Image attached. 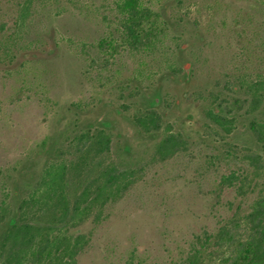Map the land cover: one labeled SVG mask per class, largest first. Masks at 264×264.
Returning a JSON list of instances; mask_svg holds the SVG:
<instances>
[{
	"label": "trees",
	"instance_id": "1",
	"mask_svg": "<svg viewBox=\"0 0 264 264\" xmlns=\"http://www.w3.org/2000/svg\"><path fill=\"white\" fill-rule=\"evenodd\" d=\"M35 1L22 0L11 29L2 27L0 63L34 56L39 43L28 40L26 33ZM209 3L212 23L215 8L213 1ZM182 4L183 0H164L155 10L145 0L115 1L116 26L99 39L97 48L106 57H114L120 47L144 57L136 73L121 83L113 101L105 104L129 116L133 133L118 134L100 113L82 123L85 105L74 104V128L45 139L37 149L43 159L41 168L20 170L2 199L0 264H78L90 243L89 234L81 228L104 220L108 205L121 199L150 164L190 149L195 135L188 129L197 122L187 115L171 114L183 100L191 104L188 109L199 106L202 117L197 135L212 149L207 162L229 164L231 172L223 176L220 191L232 188L235 200L217 227L198 236L173 264H215L218 260L264 264V52L260 47L255 64L250 63L251 57L245 62L239 59L224 75L192 83L197 69L185 58L191 47L182 46L203 33L197 21L169 15ZM244 14L239 12L237 25L243 24L244 30L255 26L254 13ZM172 30L179 32L171 37L175 57L169 62L159 59L166 65L153 70L147 58L151 55L156 65V52L164 51V40ZM255 50L251 46L252 54ZM180 72L185 88L173 107L163 106L169 102L166 86L181 84ZM118 264L150 263L134 254Z\"/></svg>",
	"mask_w": 264,
	"mask_h": 264
},
{
	"label": "rangeland",
	"instance_id": "2",
	"mask_svg": "<svg viewBox=\"0 0 264 264\" xmlns=\"http://www.w3.org/2000/svg\"><path fill=\"white\" fill-rule=\"evenodd\" d=\"M21 1L0 0V36L4 32L2 27L11 29ZM115 1L34 2L26 33L28 40L39 43L33 49L34 56L14 57L12 61L8 58L0 63V204L20 170L41 168L43 159L38 155V146L59 131L74 128V104L85 105L82 123L100 113L118 134L133 133L129 116L105 104L113 101L121 83L136 73L144 57L129 47H120L114 57H106L97 48L99 39L116 26ZM145 1L155 10L164 2ZM209 1H213L215 8L212 23ZM262 1L183 0L180 7L170 11L169 15L181 14L202 27V36L188 38L189 44L182 46L191 47L185 58L194 62L197 69L192 83L199 85L204 77L224 75L239 59L245 62L251 57L250 63L253 60L255 64L260 47L264 52ZM247 11L254 13L255 26L244 30L243 24L236 22L241 20L239 12ZM170 33L164 40V51L156 52L158 60L169 62L175 57V41L171 37L179 32ZM251 46L256 48L254 54L250 52ZM147 60L153 70L167 63L159 60L155 65L151 55ZM179 79L181 84H167L169 102L163 106L173 107L182 94L185 87L181 72ZM87 103L93 105L86 106ZM190 105L183 100L171 109L172 116L187 115L193 123L197 122L188 129L195 135L190 149L150 164L121 199L108 205L104 220L89 222L81 228L89 234L90 243L78 257V264H118L134 254L150 264H173L185 256L198 236L217 227L227 216L235 191L227 188L221 192L220 187L231 168L223 160L207 162L211 146L201 143L197 135L202 114L199 106L191 110ZM215 264L225 263L218 260Z\"/></svg>",
	"mask_w": 264,
	"mask_h": 264
}]
</instances>
